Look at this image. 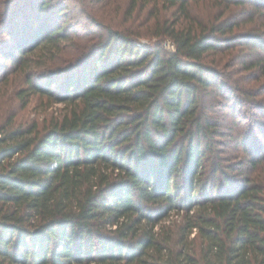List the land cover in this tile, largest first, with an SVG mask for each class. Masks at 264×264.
<instances>
[{"label": "trees", "instance_id": "16d2710c", "mask_svg": "<svg viewBox=\"0 0 264 264\" xmlns=\"http://www.w3.org/2000/svg\"><path fill=\"white\" fill-rule=\"evenodd\" d=\"M29 1L0 9L20 106L37 94L64 112L42 128L2 115L0 264H264V146L234 136L247 166L233 167L218 147L227 134L206 112V97L225 88L208 57L236 48V34H217L232 33L224 13L245 1L208 0L223 6L215 22L191 14L200 0H160L175 20L104 27L79 62L55 70L66 86L57 94L38 79L55 68L64 28L39 22L49 0H32L27 14ZM143 34L158 40L141 43ZM239 41L264 51L259 36ZM248 67L264 74V58Z\"/></svg>", "mask_w": 264, "mask_h": 264}, {"label": "rangeland", "instance_id": "374dc122", "mask_svg": "<svg viewBox=\"0 0 264 264\" xmlns=\"http://www.w3.org/2000/svg\"><path fill=\"white\" fill-rule=\"evenodd\" d=\"M27 1L24 0V3ZM31 1L24 8L27 14L33 7ZM49 1V5L45 7L41 14L40 19L42 18V20L39 22H49L52 25H55V23L61 24L66 39L60 42L61 47L58 57L54 61L55 68L46 67L41 69L40 73L43 72L44 76H42V79L39 77L38 80L48 87L52 85L51 90L54 94L60 93L66 87L64 75L57 73L55 70L79 62L87 48L96 40V36L99 37L101 32L104 34L102 28L116 27L121 29L129 26L136 27L141 24V26H144L152 24L156 19L164 22V20H175L178 16L176 7L168 6L160 0H138L132 12H129L131 0ZM244 1L245 6H232L230 7L231 10L227 9L224 13V16H228V22L237 24L232 33L217 34L221 38H228V36L236 34L237 37H235L233 43L236 48L208 57L209 65L218 66L221 73L220 80L225 84L222 97L216 98L210 95L206 97L209 105H211V108L206 111L207 115L220 121L221 129L227 134V136L218 137V147L221 148V153L226 158H224L225 162H232V166L238 169H244L247 163H242L244 152L242 146L234 140V136H239L249 147L254 143L264 146V134L260 133L264 129V110L261 111L263 113L259 112V106H264V74L259 69L248 67L253 59L264 58V51L251 48L253 46L251 43L244 45L239 41L242 36H259L260 40L264 42V0ZM255 3L257 6L259 5L257 10L253 8ZM6 5L7 0H0L1 11L2 8L4 10ZM10 5L12 6V4ZM189 9L196 18H210L215 22H219L217 16L223 6L212 1L200 0L191 3ZM254 12H257V15H254ZM59 13L60 15H58ZM259 13L260 15H258ZM25 15L23 14V16ZM26 20L23 18L20 23ZM10 25L6 28L7 30H4V24L0 22V77L2 73L4 74V71L10 75L7 85H4L0 79V121L4 119L2 115L4 113L6 115L10 111L11 113L14 112L17 121H37L40 128H42V125L47 123L52 116L64 112V103H53L43 96L34 94L30 96L25 107L20 106V100L16 92L22 87V74L17 69L14 71L9 70L13 65L10 59L17 56V52H13L14 55L11 54L10 59L7 56L8 50L12 49V47L7 46L9 43L6 40L9 36L8 29L11 28ZM137 38L141 43L158 40L144 34ZM169 41L168 39L164 40L163 45L167 50H173L172 46L170 47L168 44ZM220 46L224 47V43ZM211 59L216 60V62H212ZM77 67L73 70L76 71ZM40 73L38 72V75ZM55 79L57 80L56 83L52 84V80ZM213 99L215 100L212 102ZM250 101H254L253 106ZM232 122L235 124L232 125ZM257 123L262 124L263 128L256 126ZM230 134L233 135L232 139L229 138ZM237 162H240V164L238 165ZM178 215L171 211L165 217L166 221L174 220Z\"/></svg>", "mask_w": 264, "mask_h": 264}, {"label": "built area", "instance_id": "2783aa9c", "mask_svg": "<svg viewBox=\"0 0 264 264\" xmlns=\"http://www.w3.org/2000/svg\"><path fill=\"white\" fill-rule=\"evenodd\" d=\"M168 44L170 45V47L173 49L174 48V45H173V43H171L170 41L168 42Z\"/></svg>", "mask_w": 264, "mask_h": 264}]
</instances>
